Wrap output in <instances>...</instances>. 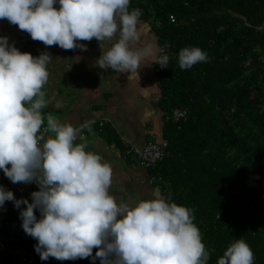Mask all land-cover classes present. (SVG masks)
<instances>
[{"label":"clouds","instance_id":"clouds-1","mask_svg":"<svg viewBox=\"0 0 264 264\" xmlns=\"http://www.w3.org/2000/svg\"><path fill=\"white\" fill-rule=\"evenodd\" d=\"M56 4L57 0H0V20L46 47L84 51L82 41L106 42L96 63L103 70L127 73L129 81L139 80L142 65L150 66L144 63L141 11L130 10V0H58V8ZM158 51L153 63L167 68L169 55ZM155 54L147 50V55ZM52 57L47 51L38 56L22 52L7 36H0V169L13 184L38 185L31 202L16 199L0 185V207L6 201L16 208L26 205L20 211L22 228L37 241L34 247L41 260L91 257L100 264H207L209 252L192 209L163 195L118 202L109 192L111 166L87 150L85 142H76L83 129L92 131V122L75 127L42 112ZM207 59L196 46L178 54L182 70ZM253 261L251 247L241 238L226 248L218 264Z\"/></svg>","mask_w":264,"mask_h":264},{"label":"trees","instance_id":"trees-1","mask_svg":"<svg viewBox=\"0 0 264 264\" xmlns=\"http://www.w3.org/2000/svg\"><path fill=\"white\" fill-rule=\"evenodd\" d=\"M138 8L155 18L160 43H170L168 67L158 68L171 153L151 173L170 202L192 209L207 264H218L241 238L253 264H264V0H140ZM193 46L208 59L182 70L179 51ZM176 108L187 109V118L167 119ZM3 213L0 264H100L91 257L41 260L20 211Z\"/></svg>","mask_w":264,"mask_h":264},{"label":"crops","instance_id":"crops-1","mask_svg":"<svg viewBox=\"0 0 264 264\" xmlns=\"http://www.w3.org/2000/svg\"><path fill=\"white\" fill-rule=\"evenodd\" d=\"M139 2L130 0V10L138 8ZM55 6L59 7L58 0ZM143 14L139 21L141 44L146 49L144 63L150 66L142 65L139 80L133 78L131 81L127 73L103 70L96 63L106 42L99 45L95 38L90 42L82 41L87 46L84 51L79 48L64 50L58 45L46 47L42 42L32 40L18 26L0 20V36H7L9 43H14L20 51L30 52L33 56L47 51L53 56L48 65V82L43 88L47 107L42 112L53 114L61 122H71L75 127L92 122V131L83 129L76 142H85L87 150L99 154L111 166L109 192L118 202L135 203L157 195L165 197L162 179L155 178L151 168L141 166L133 153L134 146L143 147L150 140L164 139L159 68L153 63L159 56L160 39L155 31V18L147 19ZM147 50L156 54L147 55ZM75 57H80L79 61ZM105 119L107 122L101 124ZM0 185L11 190L16 199L26 198L29 202L31 193L38 190L35 182L13 184L2 169ZM24 208V204L16 208L13 201H6L0 212Z\"/></svg>","mask_w":264,"mask_h":264},{"label":"built area","instance_id":"built-area-1","mask_svg":"<svg viewBox=\"0 0 264 264\" xmlns=\"http://www.w3.org/2000/svg\"><path fill=\"white\" fill-rule=\"evenodd\" d=\"M170 19L172 22H176V16L170 15ZM170 48V44L168 42L162 43L159 46V49H163L164 53H167ZM161 53L159 52V55ZM159 70V69H158ZM188 116V110L184 108H176L174 109L173 113L167 117V119H174V120H180V119H186ZM106 123L107 120L101 121V124ZM133 153L137 159V161L140 163L141 166L145 168H153L156 166V164L164 159L166 156H168L171 152L169 149V142L167 139H162L161 141L157 140H150L148 141L143 147L141 146H134L133 147ZM6 216L5 213L0 212V219L4 218ZM2 244V243H1ZM29 258V262H33L35 260L34 256H27ZM45 264H60V263H50L46 262Z\"/></svg>","mask_w":264,"mask_h":264},{"label":"rangeland","instance_id":"rangeland-1","mask_svg":"<svg viewBox=\"0 0 264 264\" xmlns=\"http://www.w3.org/2000/svg\"><path fill=\"white\" fill-rule=\"evenodd\" d=\"M165 43V42H164ZM169 43V42H168ZM160 44H162V43H160ZM160 44H159V46H160ZM170 44V43H169ZM170 49V48H169ZM158 50H159V47H158ZM158 53H159V51H158Z\"/></svg>","mask_w":264,"mask_h":264}]
</instances>
